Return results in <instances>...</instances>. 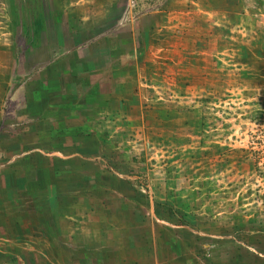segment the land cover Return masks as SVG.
<instances>
[{
  "label": "rangeland",
  "instance_id": "1",
  "mask_svg": "<svg viewBox=\"0 0 264 264\" xmlns=\"http://www.w3.org/2000/svg\"><path fill=\"white\" fill-rule=\"evenodd\" d=\"M0 264H264V0H0Z\"/></svg>",
  "mask_w": 264,
  "mask_h": 264
},
{
  "label": "crops",
  "instance_id": "2",
  "mask_svg": "<svg viewBox=\"0 0 264 264\" xmlns=\"http://www.w3.org/2000/svg\"><path fill=\"white\" fill-rule=\"evenodd\" d=\"M70 74H74L72 72H69ZM81 74H76V80L73 83L74 84V90L76 91L77 94L80 95V97L82 96V93L85 91V83H82V81L80 80V78L82 79V75L79 76ZM82 92V93H81ZM70 106H73V103L69 104Z\"/></svg>",
  "mask_w": 264,
  "mask_h": 264
}]
</instances>
